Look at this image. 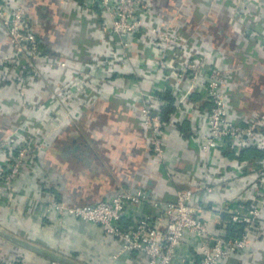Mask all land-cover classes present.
I'll use <instances>...</instances> for the list:
<instances>
[{
    "label": "built area",
    "instance_id": "obj_1",
    "mask_svg": "<svg viewBox=\"0 0 264 264\" xmlns=\"http://www.w3.org/2000/svg\"><path fill=\"white\" fill-rule=\"evenodd\" d=\"M222 1L230 3L232 29L240 39L235 60L243 56L257 66L264 57L262 0ZM31 2L0 0V21L9 36V49L0 57V90L14 92L24 106L21 122L0 135V188L7 205L12 207L16 199L19 178L45 157L55 132L72 124L80 109L92 108L96 100L121 97L139 105L137 115L159 166L167 162L170 127L183 115L193 121L189 137L200 157L188 176L196 180L195 187L179 188L176 199L165 203L143 188L121 190L87 205L49 196L38 203L42 217L101 226L124 251L145 255L148 264H235V259L250 254L264 238V113L246 120L232 109L233 94L244 86L236 78L240 68L228 53L208 45L198 34L199 27L186 30L180 20L154 22L157 0H59L82 18L98 16L99 32L109 37L113 49L78 69L61 56L43 52L44 44L30 20ZM184 29L190 37L183 35ZM100 66L106 81L98 77ZM60 70L68 79L51 91L45 79ZM37 91H45L46 97L30 100ZM168 91L175 98V110L165 119ZM194 95L208 107L201 109L193 102ZM74 103L76 108L71 107ZM4 110L0 104V113ZM251 148L262 152L255 165L242 158ZM228 151L232 156L226 155ZM29 201L27 211L34 206L33 198ZM228 225L245 226L243 235L229 238ZM187 236L197 246L198 259L178 255ZM0 264L16 263L0 256Z\"/></svg>",
    "mask_w": 264,
    "mask_h": 264
},
{
    "label": "crops",
    "instance_id": "obj_2",
    "mask_svg": "<svg viewBox=\"0 0 264 264\" xmlns=\"http://www.w3.org/2000/svg\"><path fill=\"white\" fill-rule=\"evenodd\" d=\"M169 2H175L172 10H176V14H170L172 4L165 5ZM229 4L222 0H157L152 14L154 22L159 24L180 20L186 30L189 26L199 27L198 34L208 45L228 53L233 65L240 68L238 72H244L236 77L242 82L244 93L233 94L237 96L235 99H241L242 106L234 105L233 98L230 103L238 117L248 120L252 114L261 113L259 109L264 113V57L261 56L255 67L243 56L235 60L240 39L232 29ZM262 4L264 9V0ZM30 8L32 27L44 47L50 49L53 56L67 59L75 68L93 64L94 60L113 50L108 44L109 37L99 32L101 19L98 16L96 20L82 18L73 9L62 7L59 0H32ZM186 8L188 13L184 15ZM185 29L183 35L190 37ZM8 49V32L0 21V57ZM97 74L99 79L106 81L103 66L97 68ZM64 79L68 76L65 77L64 71L60 70L45 82L49 90L56 91ZM134 89L138 90V84ZM39 96L45 98V91H37L30 100H37ZM128 96L136 97L133 93ZM193 102L203 110L208 107L199 95L193 96ZM0 104L5 106L0 113L2 135L21 122L24 106L18 95L9 90H0ZM138 110V104L121 97L98 99L92 108L80 109L79 118L54 133L52 145L38 167L25 171L19 178L18 194L12 207L7 205L0 188V225L42 247L64 253L66 257L68 254L77 255V259L68 258L81 264H148L145 255L124 251L121 242L107 235L101 226L74 219L61 222L45 219L38 204L43 198L53 196L71 204L87 205L108 199L121 190L136 188L145 189L152 198L165 203L176 199L179 188H194L196 180L188 174L197 167L200 152L189 137L192 120L183 115L184 118L176 121L177 125L170 127L166 138L167 162L159 166L153 161L148 132L139 121ZM195 112L192 111L197 115ZM182 152L184 158H181ZM188 161L194 163L193 166ZM32 198L34 206L27 211ZM126 223L131 225L129 219ZM198 252L192 238L187 236L178 255L194 260L199 258ZM18 254L25 255L28 264L53 262L0 238V256L6 258ZM233 262L264 264V238L256 242L250 254Z\"/></svg>",
    "mask_w": 264,
    "mask_h": 264
},
{
    "label": "trees",
    "instance_id": "obj_3",
    "mask_svg": "<svg viewBox=\"0 0 264 264\" xmlns=\"http://www.w3.org/2000/svg\"><path fill=\"white\" fill-rule=\"evenodd\" d=\"M43 52L45 54H48V55H52L51 54V50L50 49H47V47H45L43 49ZM244 90L241 89V91L239 90L238 92L234 93V94H239L240 92L244 93L243 92ZM241 95V94H240ZM237 96L233 95V99H234V105H237L238 107H241L242 106V103H241V99H235ZM165 98L166 100H168V105L167 107L164 109V117L165 119H167V116H169V114L175 110V98L173 97V95L171 94L170 91H168L167 93H165ZM208 106V105H207ZM261 112H263V110L259 109ZM226 155L228 156H232V152H225ZM262 152L258 149H254V148H251V149H248L247 151L243 152L242 154V158L244 159H248L251 163V165H255V161L257 158H259L261 156ZM237 226H232V225H228V227L226 228L227 232H228V237L229 238H234V237H237V236H242L243 233H244V228L245 226H241V228H236ZM17 234L18 236L22 237L20 234L18 233H15ZM23 238V237H22ZM60 253V252H58ZM61 255L64 254V253H60ZM78 254V253H77ZM65 256V254H64ZM71 256L73 257V259H77V255H69L68 254V257ZM2 257V256H1ZM25 255L23 254H18L17 256H8L6 258L2 257L5 261H13L15 262L16 264H28L29 262H27V260L25 261Z\"/></svg>",
    "mask_w": 264,
    "mask_h": 264
},
{
    "label": "water",
    "instance_id": "obj_4",
    "mask_svg": "<svg viewBox=\"0 0 264 264\" xmlns=\"http://www.w3.org/2000/svg\"><path fill=\"white\" fill-rule=\"evenodd\" d=\"M0 238H2L4 241L17 245L21 248L27 249L35 254H38L42 257H45L53 262H56L58 264H81L75 260H72L66 256H63L55 251H52L50 249H47L45 247H42L30 240H27L25 238H22L15 233L5 229L0 225Z\"/></svg>",
    "mask_w": 264,
    "mask_h": 264
},
{
    "label": "rangeland",
    "instance_id": "obj_5",
    "mask_svg": "<svg viewBox=\"0 0 264 264\" xmlns=\"http://www.w3.org/2000/svg\"><path fill=\"white\" fill-rule=\"evenodd\" d=\"M161 3H162V2H161ZM161 3H160V4H161ZM171 4H172V5H171ZM165 5H168V6L171 5L170 9L172 10V9H174V7H175L176 4H175V2H174V3L169 2V3L165 4ZM172 11H173V12L170 13V14H172V15H173V14H176V10H172ZM176 21H177V20H176ZM262 103L264 104V101H262Z\"/></svg>",
    "mask_w": 264,
    "mask_h": 264
}]
</instances>
